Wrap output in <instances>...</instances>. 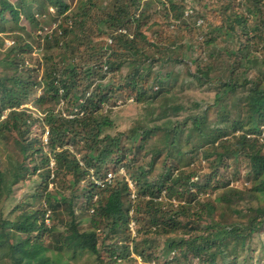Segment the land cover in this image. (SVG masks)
Returning a JSON list of instances; mask_svg holds the SVG:
<instances>
[{
	"label": "trees",
	"instance_id": "1",
	"mask_svg": "<svg viewBox=\"0 0 264 264\" xmlns=\"http://www.w3.org/2000/svg\"><path fill=\"white\" fill-rule=\"evenodd\" d=\"M246 1L232 7L228 0H191L197 7L185 17L190 1L167 0L160 2L163 20L151 22L154 15L142 7L147 0H19L20 10L0 0V33L16 35L0 59V116L8 110L0 139L14 147L0 159V263L73 264L85 255L102 264H139L137 258L152 264L159 249L163 264H253L250 247L264 234V204L239 217L232 206L241 191L228 186L226 171L246 163L252 190L264 193V0ZM34 10L47 16L44 27L57 24L45 36L40 60L31 55V34L12 18L18 11L38 27ZM252 52L261 54L251 58ZM170 64L182 74L165 71ZM123 91L134 97L138 113L126 131L111 135L114 122L100 108L108 95ZM61 100L62 110L54 112ZM31 102L46 112L42 123L22 107ZM73 106L81 114L68 118ZM42 124L49 128L45 145L33 133L38 126L43 132ZM198 159L212 169L199 188ZM140 166L147 168L139 174L144 182L129 176L132 200L126 170ZM24 182L25 203L14 198ZM209 192H220L218 201H202L199 194ZM82 217L90 218L87 228L77 223ZM97 231L104 235L101 246ZM109 233L115 245L107 243ZM240 248L245 252L238 255ZM256 260L264 264L262 241Z\"/></svg>",
	"mask_w": 264,
	"mask_h": 264
},
{
	"label": "rangeland",
	"instance_id": "2",
	"mask_svg": "<svg viewBox=\"0 0 264 264\" xmlns=\"http://www.w3.org/2000/svg\"><path fill=\"white\" fill-rule=\"evenodd\" d=\"M6 1L8 3H10V4H13L14 8H16L17 10H20V9H18L19 8V0H6ZM65 1L66 2H70V0H65ZM166 1L167 0H147L146 3H143L142 7H146V13H150V14L154 15V18L151 20V22L153 20H156V21H159V20L162 21L163 20V15L160 16V14L162 12L161 8H162L163 5L160 2H166ZM187 1L191 2V0H187ZM204 1L209 4V3L215 2L216 0H204ZM228 2L231 4L232 7L234 5H236L237 3H239V2H243L245 4H248L246 0H228ZM103 4H105V3L103 2ZM193 5H195V4L192 3V2L191 3H189V2L187 3L186 2V6H189L190 9H186L185 10L184 16H185V14H187L185 17H187V16H189L191 14V11L193 9ZM248 5H250V4H248ZM46 7H47L46 9H48V11L51 12V14L54 13V10L52 8H48V6H46ZM240 9H241L240 11L243 12V8L240 7ZM262 9L264 11V2H263ZM232 11L234 12V10H232ZM17 12L18 11H13L12 18L18 17V21H17L18 27L22 28V30H24V31L28 32L29 34H31V36H30L31 37V42H32L31 45H32V47L34 49L37 47V45L41 46V47H37V49L35 51H32V55H33L34 58H40L41 54L43 52L42 49L45 48L43 46V44L44 45L46 44V42H44L45 36L47 34H51L52 32L54 33L55 32L54 30L57 28V24L53 23L54 25H50L48 27H44L43 25H45V23H44L45 20L48 21L47 20V16H46V18H44V17L41 18L42 16L38 14V10H34L33 13H34L36 19L40 20V25L38 27H33L31 25V23L29 22V20H27L22 13L20 15V13H17ZM19 15H20V17H19ZM9 18H11L10 14H9ZM42 19H44V20H42ZM58 20L61 22L62 21L61 17H59ZM198 24H200V21L198 22ZM40 27H43V28H40ZM156 29H157V24H155L153 27L150 28V30L147 32V35L149 37H152V35L156 32ZM15 36H16L15 33L12 32V31L9 32V29H6L4 32L0 33V59L9 55L10 46L15 41ZM221 39L223 40L224 38L221 37ZM243 40H244V38H243ZM224 43H226V42L225 41L220 42L219 46L223 45ZM237 45L238 44L236 43L235 46H237ZM222 48H224V47H222ZM195 52H196V50L192 54L193 58L195 57ZM260 54H258L257 52H252L251 53V58L253 56H259ZM10 58H11V56H10ZM258 61L261 62V57L258 59ZM163 68H165V71H171L172 73L174 72L173 75L176 76V77L178 75H181L182 72H183L182 69H181V66H179V65L173 66V65L170 64V65H167V66H165ZM163 68H161L162 71H163ZM4 70L5 69L2 68V71H4ZM2 71L0 70V73ZM249 74H250V76H252V72L251 71H249ZM40 79H41V73H38L37 81H40ZM108 80H109V76L107 75V77L105 79L101 80V83L104 84ZM96 83H97V81H96ZM193 90L195 91V94L197 96L206 99V92L205 91L202 92L198 88H193ZM42 91H43L42 87H38L37 91H36L37 96L38 95H42ZM191 93H193V92L191 91ZM108 96L111 99H109L108 101H105L101 105L100 111L103 112V114H107L108 116H110L111 120L114 122V128H112L111 130H108V132L111 133V135H115L118 132H124V131L127 130V128L130 126L132 120L134 118H136L137 113H138V109H137V106L135 104L134 97H129L127 95L126 91L121 92L119 95H113L112 97L110 95H108ZM82 102H83L82 100L79 101V103H82ZM63 105H64L63 104V100H61L57 104L56 109L54 110V112H57V108L58 107H60V109L62 110ZM27 107L29 108L28 110L30 112H32V114H29V115H31L33 118H36L39 121V123H42V120L45 118L46 112L40 110L38 107H37V109L40 112L35 110L36 106L32 102L27 104ZM44 108H46V106H43V110H44ZM72 108L74 109V111H73V113H71V114H69L67 116L68 118H74V116H76V115H74L75 112H79L80 113L78 106L77 107L73 106ZM7 112H8V110L4 111L3 114H2L3 116L2 117L0 116L1 117L0 118V124H3L5 121H7V119H5L6 115L8 114ZM63 116H65V113H63ZM234 116H235V109L232 108L231 117H234ZM42 127H43L44 132H42L41 131V127L38 126V127H36L33 130V133L36 134V136L38 138L42 137V140L44 142L46 135H47V138H48L49 128H48V125H46V124H42ZM259 139H260V141L264 142V136H262V133H261ZM153 140H155V138ZM146 146L149 147L148 145H146ZM13 149H14V147H13L12 143H8L7 141L0 139V159L2 161H4L6 155L10 151H13ZM70 150H71V152H73L74 154H77V156H79L78 153H76L75 149L71 148ZM216 153L222 154L223 150L219 149L216 152H214L212 159H218L220 157L219 155L217 156ZM209 162L212 163V160L210 159ZM204 163H206V162L203 159L202 160L198 159L197 162L194 165V167L197 169V173H198V177H199L198 180L196 181V183H198V185H197L198 188L200 186L204 185V183H206V180L210 179L211 176H212V169H210L208 163H206V164H204ZM213 164H214V162H213ZM140 167H139L140 171H137V170L135 171L132 168H129L127 170L126 169H121L120 170V173H122V174H124L125 173L124 171L126 170L127 184H128V186H130V185L134 186V189L129 188V190H130V199H132V200H134L136 198V188H135V184H134L135 181L133 182L130 179L129 176L133 175L135 177H138V179H137L138 181L142 180L144 182V179L139 174L142 173V171L144 172L147 168L145 166H143V167L140 166ZM223 171H224V169H221L220 173H223ZM226 171L228 173L227 172H225V173H227L229 176H231V177H229L230 181H229V185L228 186L229 187H234L235 189L241 191V194H240V197H239L240 200L234 206H232V209L238 210L239 211L238 215L241 218H246V217L253 216L255 214L254 208H256V206H258L257 204L259 202L264 204V193L261 194V193H258V191L252 190L253 185L251 186V182L249 181V179L246 178V174H245V172H247L246 163H244V162H240V164L231 163L229 165V167L226 168ZM237 172L239 174H237ZM90 173H92V171H90ZM225 173H223V174H225ZM148 178H150V177L148 176ZM193 180L195 181L194 178H193ZM32 181L33 180L29 181L30 186H31V184H33ZM224 181H223V183H224ZM96 182L97 181H95V183ZM27 184H28L27 182L18 184V187L15 188V194H14L15 200H20L23 203L28 202V198H27L26 193L29 191V187H28ZM65 194H67V193H65ZM219 195H220V192H215V193H210L209 192V193H207V195L199 194V197H201L202 201H208L209 202L210 200L211 201L214 200V202H215V201H218V196ZM253 195H255V196L258 195L257 197H258L259 200L255 199V197ZM9 209H8V211H9ZM232 209L230 211V214L234 217V215L232 213ZM14 216H15V212H12L9 216L7 215V218L12 219V218H14ZM82 218L83 219H81L77 223L82 225L83 227L87 228L90 218L89 217H82ZM130 230H131V232L133 234L134 225L132 224V222L130 223ZM97 233L99 234V239L97 240V242H98L97 244H98V246H101L102 238H103L104 235L101 232H98V231H97ZM98 234H97V237H98ZM105 238L107 240V243H111V244H114V245L117 243L116 241L112 240L114 237H112L111 233H109ZM260 241L264 242V234H262L257 239V241H255L252 244V246L250 247V250L253 252V256L255 257V260H253V264L256 263V261H257L256 257L259 255ZM0 242L4 243V240L1 239V237H0ZM156 244L159 245V248L160 247L164 248V245H162L163 244L162 241L159 240ZM244 252H245L244 248H240V249L235 251V253H237L238 255L243 254ZM160 253L161 252L158 249V252L156 253V257H158L157 260L159 262L158 263L157 262H152V264H163V261H162ZM103 258H105V256ZM77 259L78 260L74 261L73 264H102L99 261H97L95 259V257H93V256L87 258V256H85V255L84 256L79 255V257ZM137 260H138L139 264H143L140 261L139 258H137ZM0 264H3V263H0Z\"/></svg>",
	"mask_w": 264,
	"mask_h": 264
},
{
	"label": "clouds",
	"instance_id": "3",
	"mask_svg": "<svg viewBox=\"0 0 264 264\" xmlns=\"http://www.w3.org/2000/svg\"><path fill=\"white\" fill-rule=\"evenodd\" d=\"M106 43H107V40H106ZM44 46V45H43ZM41 47V46H40ZM37 49V47L34 49L33 48V50L32 51H35ZM31 55H32V52H31ZM32 57H33V55H32ZM43 56H42V54H41V57L39 58V59H41ZM34 58V57H33ZM105 69V68H104ZM38 73H40V70L38 71ZM41 76H42V74H41ZM62 103V102H61ZM23 106H25L24 108H28L27 107V105H22V107ZM29 109V108H28ZM44 132V131H43ZM43 134V133H42ZM45 134V133H44ZM46 135V134H45ZM41 139H42V137H41ZM47 142H48V138H47V135H46V137H45V140H44V142H43V140H42V143L45 145V144H47ZM44 152L45 153H48V154H50V152H49V149H48V147L47 146H45L44 147ZM52 168H51V167ZM54 166H55V162H54V160L52 159V158H50V162H49V168L52 170V169H54ZM97 182H100V181H97Z\"/></svg>",
	"mask_w": 264,
	"mask_h": 264
},
{
	"label": "built area",
	"instance_id": "4",
	"mask_svg": "<svg viewBox=\"0 0 264 264\" xmlns=\"http://www.w3.org/2000/svg\"><path fill=\"white\" fill-rule=\"evenodd\" d=\"M186 15H187V14H185V16H186ZM123 32H126V31L123 30ZM111 43H112V42H111V39L108 38V39H107V43H106L107 46L110 45ZM262 136H264V130L262 131ZM112 178H113V175L110 174V173H108V174H107V177H106V179H105V181H107V182L110 183L111 180H112ZM96 184L99 185V186H103V182H102V181H101V182H96ZM129 188L134 189V186H131V185H130ZM132 224H133V223H132Z\"/></svg>",
	"mask_w": 264,
	"mask_h": 264
}]
</instances>
